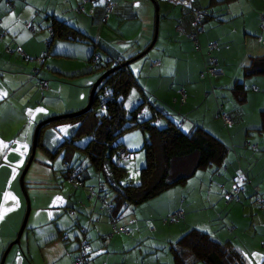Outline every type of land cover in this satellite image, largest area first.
<instances>
[{
	"label": "crops",
	"instance_id": "crops-1",
	"mask_svg": "<svg viewBox=\"0 0 264 264\" xmlns=\"http://www.w3.org/2000/svg\"><path fill=\"white\" fill-rule=\"evenodd\" d=\"M9 1L7 5L6 0H0V216L3 217L0 219V256L18 224L21 200L17 176L29 153L33 127L44 117L71 113L85 104L90 77L74 87H68L64 78L89 74L92 70H67L76 66L64 65L60 58L90 62L88 58L95 52L94 48H98L94 56L100 60L115 57L122 61L150 42L154 21V6L150 0H111L113 11L110 14L104 13L100 0L82 4L84 10L80 13L76 12L80 0ZM154 1L158 14L155 40L144 61L128 66V70L136 74L133 75L137 84L152 105L148 106L150 111H159L164 116L159 126H164L168 120L183 131H190L196 125L208 131L207 119L212 120L213 114L218 113L213 99L218 94L225 100V91H229L226 96L229 105L225 107L223 102L220 110L229 116L228 127H232L242 120L240 110L243 109L239 106L247 98L242 92L243 98L237 100L236 93L229 87L238 82L244 88L243 79L257 74L246 75L243 67L249 59L264 53V0H190L192 8L208 12L202 20L201 31L196 34L198 48L188 37L193 31L189 8L168 0ZM51 17L76 28L86 36L87 43L50 40ZM25 23H29L31 29L26 28ZM211 42L216 43L211 55L222 70L218 77L201 76L205 47ZM90 43L97 45L91 50ZM17 49L23 55L17 53ZM43 51L45 56L41 60H32ZM154 61L157 63L153 64ZM39 80L45 81L44 88L38 86ZM179 89L185 94L183 103L178 101ZM136 96L141 97L138 92ZM253 96L252 102L263 107L261 98ZM143 113L149 115L145 109ZM260 123V117L256 118L249 131L258 129ZM74 126L57 125L42 131L45 148L57 150L52 157L34 151V154L38 151L39 157L34 158L28 180L23 181L31 189L32 214L26 220L28 227H24L23 245L16 254L4 257L2 264H74L80 239L87 241L89 264H150V253L158 255L159 249L165 258L164 264H168L166 247L192 228L208 233L218 242L229 241L242 252H260L258 246L263 247L264 243V217L253 202V195L258 194L264 200V155L248 151L259 149V137L246 134L254 141L246 143L249 147L246 157L241 156L243 150L237 156L231 146L222 164L210 169L218 178L208 173L212 166L193 170L192 157L172 160L169 177L184 175L183 183L136 206L124 204L112 212L104 209L97 198V194L103 193L110 203L111 192L106 190L105 184L104 191H98V184L102 183L99 175L90 167L88 171L86 159L70 145L59 146L70 136ZM257 135L262 136L258 132ZM137 144L134 136L124 138L122 143L131 152L124 164L131 162L137 175L129 177L126 183H138V170L144 163V157L133 153ZM253 144L256 149L250 147ZM76 167L80 169L82 180L78 188L65 180L68 169ZM214 177L219 181L217 189L212 185ZM188 182L193 185V193L187 187ZM235 184L240 186L239 201L225 203L224 221L215 228L210 224L214 219L210 212L219 203V209L214 211L216 217H220L224 209L220 199ZM177 209L183 212L182 222L161 228L160 219ZM233 210L235 217L231 219ZM223 223L229 226L224 227ZM156 229L161 236L152 233ZM160 263L161 259L156 256L154 264Z\"/></svg>",
	"mask_w": 264,
	"mask_h": 264
},
{
	"label": "trees",
	"instance_id": "trees-1",
	"mask_svg": "<svg viewBox=\"0 0 264 264\" xmlns=\"http://www.w3.org/2000/svg\"><path fill=\"white\" fill-rule=\"evenodd\" d=\"M6 3L9 5L10 1L6 0ZM189 11L191 12L190 9ZM49 31L50 40L87 43L85 35L54 17L50 19ZM88 60L98 62L95 70L102 73L125 59L120 61L114 57L100 60L93 54ZM243 73L264 74V53L249 59L248 64L243 67ZM131 89L137 90L142 100L131 110H126L124 100ZM230 89L236 93L237 100L243 98L242 92H245V89L241 83H234ZM102 100L104 103L101 106ZM144 102H147L146 96L137 84L135 76L129 72L128 66L118 68L100 81L92 94L91 105L84 113L40 126L35 150L52 157L57 149L49 151L45 148L41 141L42 131L61 124L75 125L70 136L59 146L70 145L86 159L87 166L99 175L101 179L99 182L105 184L106 190L111 192L112 212H116L124 204L136 206L176 184L183 183L186 178L184 175L169 177L170 162L174 159L192 157L193 170L208 166L218 167L222 164L227 147L220 140L198 125L190 131H183L173 122L166 120L164 126H159L154 120L161 116L160 112L151 111L149 115H144L141 107ZM147 103L149 107L152 106L151 103ZM259 117L261 123L256 131L264 138V106L259 112ZM131 128H139L146 137L142 146L144 163L138 170L137 184H122L120 180L126 170L121 165V160L115 165L114 158L119 148L125 149L130 155L131 152L121 142H117V138ZM83 136H87L88 140L84 145H80L77 141ZM76 169L81 179L80 169L77 167ZM167 248L172 264H193L196 261L202 264H248L244 253L232 243L218 242L208 233L195 228L187 230Z\"/></svg>",
	"mask_w": 264,
	"mask_h": 264
},
{
	"label": "rangeland",
	"instance_id": "rangeland-1",
	"mask_svg": "<svg viewBox=\"0 0 264 264\" xmlns=\"http://www.w3.org/2000/svg\"><path fill=\"white\" fill-rule=\"evenodd\" d=\"M90 45H91L90 48L92 50V48H94V45L92 43H90ZM94 51L95 52L92 53V54L97 55L98 48H94ZM212 51H211V53L213 54ZM146 53L144 55H142L140 58H138V59L132 61L131 63H129L128 66L129 67H132L133 65H136L137 63H140L141 61H144V56L146 55ZM60 59H62L64 61V65H67V64L68 65H72V64H74L76 66V67H68L67 70H70V69H75V70H83V69L89 70L90 69V70H92L91 73H89V74L88 73L80 74V75H76L75 77H71V78H66L65 77L64 80L67 82L68 87H69V85H71V87L78 86V83L79 82H82L83 79H86V78H89V77H90V79L88 81L90 82V86H91V84L93 83V81L100 74L98 72V70H95L96 69V65L98 64V62L97 63H95L93 61L92 62H87V61L78 62L79 61L78 59L65 58V57L60 58ZM67 74H69V73H67ZM133 74L136 76L135 73H133ZM74 81H75V83H74ZM243 81H242V83L244 84L247 101L244 102V103H242L241 106H239V107H241L243 109V110H240V112L243 113L242 114L243 117L240 115V117H242L241 118L242 120L236 122L232 127H228V126H225L223 124L222 119H221V116H220L222 114V111L220 110V108H221V104L223 102L225 103V107H227L229 105V101L227 100L226 96H227V94L228 95L230 94L229 91H225V100H224V98H221L220 95H218V94L215 97V98H217V101H216L215 98L213 99V103H212L213 104V107H214L215 110L218 111V113L217 114H213L212 120H210L209 118L207 119V121H208L207 122V126H209L208 128L210 129L207 132L208 133L210 132L211 135L213 133L215 135V136L213 135L214 137H216L221 142H225V144H226L225 146L227 147V150H230L231 149V146H232L233 149H234V151H235V154L236 155L238 154V152L240 150H243V151H240L241 152V156H243V157H246L245 156V153H246L245 151H246V149H249V147L246 145V143L247 142H250V143L251 142H254L253 139H252V137H250V136H248L246 134L247 133L248 134H252L253 136L259 137L258 141H259V144L260 145H259V149H257V150L252 151V150L249 149L248 151H251L252 153H258V154L260 153V154L264 155V138L262 136H258L257 135L256 129L255 130L252 129V131H249V128L251 127V125L253 124V122H255V119L256 118L257 119L259 118V112L263 108V107H261V108L260 107H257V104H254L252 102L251 95H255L253 97H259V98H261V102L264 103V74L251 75V76L243 79ZM90 86L89 87H86L87 94L85 95L86 96L85 103L87 101V97H88V92H89ZM253 87L256 88V89L255 90L252 89ZM70 90H73V88H70ZM216 90L218 91L219 89H216ZM229 90H230V87H229ZM136 92L137 91L134 90V89H131L129 91L126 99L124 100V107H125L126 110H131L139 102H141L142 99H141V97L139 98V97L136 96ZM133 97H134V100H133ZM136 97H137V99H136ZM178 101H179V99H178ZM83 106H81L80 108H82ZM141 107H143V110L144 109L147 110L148 114L151 112L150 109H149V107H148L147 102H144ZM235 107H238V105L235 104ZM61 114H64V113H61ZM55 115H58V114H55ZM50 116H54V115H49L47 117H50ZM47 117H44L43 119H45ZM162 118H164V116H161V117L159 116V117H157L154 120V122L156 124L160 125V124H162L164 122V121H161ZM43 119H41V120H43ZM39 121H37V122H39ZM68 126H73V125H70V124H61L60 125V127H63V128L68 127ZM31 135H32V132H31ZM128 136H131V137L134 136V141L135 142H138V144L136 145V147H133L135 149V151H133V153L136 154V155H138V156H140V157H143V148H142V146H143V143H144L143 142V139L144 138L146 139L145 135L139 130V128H131V129L125 131L124 133H122L117 138V142L123 143L124 138H126ZM54 138L57 139V138H59V136H55ZM41 139H42V135H41ZM87 140H88V137L87 136H83V137H81L77 141V143L80 144V145H84ZM137 140H139V141H137ZM29 142L31 143V138L29 139ZM55 142L56 141L54 140V143ZM30 143H29V145H30ZM241 147H243V148H241ZM37 157H39L38 151L35 152L33 158H37ZM25 160H26V157L24 159V162H25ZM33 160L31 161V163H30V165H29L26 173L24 174L23 181H27L28 180V177H27L28 176V173L31 171V169L34 166V161ZM121 161H122L121 165L126 170V173H125L124 177L120 180V182H122L124 184V183H126V181L128 180L129 177H133V176L134 177L135 176L137 177V175L134 174L135 171L133 170V167L130 165L131 162L130 163L128 162V164H124V162L127 161V160L124 159V160H121ZM24 162H23V165H24ZM23 165H22V167H23ZM22 167H21V169H22ZM21 169H20V171H21ZM210 169L214 170V166L210 167L207 171H208V173H210V175L213 174L215 177L219 176V175L216 174V172L211 173V170ZM220 170H223V168L221 167ZM20 171H19V173H20ZM88 171H90V168L89 167H88ZM198 172H200V171H197V173ZM19 173H18V176H19ZM18 176H17V190H18V193L20 194V200H21V206H20V209H19V213L18 214H20V216H19L18 224H17V227L15 229L14 235L5 244L4 249H5L6 245L14 238V236L16 234V231H17V229L19 227L20 221L22 219V216H23V213H24V209H25V201H24V197H23V194L21 192V189L19 187ZM215 177L212 180V185H213V187L215 189H217L218 184H219V181ZM24 187H25V191H26V194H27V197H28V202H29V212H28V216H27V219H26V220H28V218H30V216L32 214V211H30V210H32L31 209V204H30V199L32 200V197L30 195L31 189L29 188V185L26 182H25ZM187 187H189L190 192L193 193V185H192L191 182H188L187 183ZM222 197L223 198L220 199V202H221V205L222 204L224 205V209H221V211H220L221 212L220 217L217 218L216 217V212L214 211V210H218L219 209L217 207L219 203H217V204L215 203L216 205L214 207V210H212V212H210L211 214H213L212 217L214 218L210 222V224H213L212 226H214L215 228L218 226V224H222V222L224 221L223 218L225 216V203L226 202H225L224 196H222ZM216 200L217 199H215V201ZM210 210H211V208H210ZM211 214H209V215H211ZM166 217H167V215H166ZM234 217H235V210H233V212L231 214V219L234 218ZM181 220H178V221H166V224H165V223L162 222V219H160L161 222L159 221V223L161 225V228L162 227L167 228L170 224H173V223L175 224V222L176 223L177 222L181 223L182 222ZM26 223H27V225H26ZM26 226L28 227V222H25V226L24 227H26ZM223 226L224 227L225 226H229V223H226V224L223 223ZM24 229L22 231L23 234H22V236H21V238L19 240V243L16 244V245H12L9 248V250L7 251V253L5 255V259H6L7 255L9 257V255L11 256L12 253L13 254H16L17 251L19 250L20 245H23V242H24L23 237H24V234L26 232V230H24ZM153 232L156 233V235H159V236L162 235V233H160V231L157 230V229L156 230H152V233ZM234 234H235V232L232 233L231 236H234ZM77 243H79V240H78ZM258 247L260 249V252H256L255 254L254 253L253 254H250L248 252L249 253V256H248V253L243 252L244 255L247 258L246 260H248V264H260V263H262L264 261V246L263 247L262 246H258ZM160 252H162L161 249H159V250L156 251V253L158 255H155L154 253H150V257H149L150 264H154V260H155V257L156 256H158V258L161 259L162 264H164L165 258L162 256V254ZM167 259H168V264H171V261H172L171 260V255L168 252H167ZM193 264H202V263H200L199 261H196Z\"/></svg>",
	"mask_w": 264,
	"mask_h": 264
},
{
	"label": "built area",
	"instance_id": "built-area-1",
	"mask_svg": "<svg viewBox=\"0 0 264 264\" xmlns=\"http://www.w3.org/2000/svg\"><path fill=\"white\" fill-rule=\"evenodd\" d=\"M81 3L77 6L76 8V12L80 13L83 12L84 8L82 6V4L86 3L89 0H80ZM171 3L174 4H178L180 6L183 7H188L191 10V15H192V27H193V31L191 33L188 34V37L193 41V43L195 44V48H198V46H196V34L201 31L202 29V20L203 18L207 15L206 10L201 9V8H192L191 7V3L190 0H168ZM101 2V6L103 8V11L105 14H110L113 11V3L111 0H100ZM8 3V2H7ZM26 28L31 29V25L29 23H25L24 24ZM216 47V43L215 42H211L208 43L205 47V51H206V57L204 60V67H203V71L201 73V76L206 75V76H210V77H218L222 75V70L217 67V62L216 59L211 55V51ZM17 53L23 55V53L17 49L16 50ZM45 56V52L43 51L39 56L32 58V60H36L39 61L42 59V57ZM25 59H29L28 57L24 56ZM157 63L156 61L153 62V64ZM38 86L41 88H44L46 86L45 81L44 80H39L38 81ZM253 89L255 90L256 88L253 87ZM179 93V102L183 103L184 99H185V94L183 92L182 89H179L178 91ZM104 100L101 101V106L103 105ZM221 119L224 125L229 126L231 124V119L226 116L225 114H221ZM250 147L252 149H256V144L250 145ZM130 157V153L128 151H126L123 148H119L116 152L115 158H114V164L118 165L119 161L122 159H126ZM68 174L66 177V181L67 183L74 187H81L82 183H81V179L79 178L78 174H77V169L76 168H71L68 170ZM240 190V186L239 185H233L230 189V191H227L224 193V199L226 201H239V196H238V192ZM98 191L99 192H103L104 191V184L100 183L98 184ZM97 198L101 201V204L103 206V208L106 209H110V203L107 202V199L105 197V195L103 193L101 194H97ZM253 201L255 203V205L261 209L262 213H263V217H264V200L261 196H259L258 194H254L253 195ZM183 219V212L180 209H177L175 211H173L172 213H170L169 215H167V217H164L162 219L163 223H166V221H177ZM80 230L83 231V228L80 227ZM114 230V228L112 229ZM122 230V229H121ZM126 232V231H125ZM264 246V243H263ZM87 241L85 239H80L77 249H76V253H75V258H74V264H89L88 261V255H87Z\"/></svg>",
	"mask_w": 264,
	"mask_h": 264
},
{
	"label": "water",
	"instance_id": "water-1",
	"mask_svg": "<svg viewBox=\"0 0 264 264\" xmlns=\"http://www.w3.org/2000/svg\"><path fill=\"white\" fill-rule=\"evenodd\" d=\"M150 1L153 3V6H154L153 34H152L150 42L142 50L137 52L135 55L131 56L130 58L125 59L121 63H119V64H117V65H115V66H113L111 68H108V69L104 70L102 73H100L97 76V78L93 81V83L91 84L90 89H89V93H88L87 101H86L85 105L82 108L78 109L77 111L71 112V113H64V114H58V115L47 117V118L37 122L35 124V126L33 127L29 153H28V155L26 157L24 165H23V167H22V169H21V171L19 173V176H18L19 187L21 189V192L23 194L24 201H25V209H24V213H23L22 219L20 221L19 227H18V229L16 231V234H15L14 238L6 245L5 249L1 253L0 264H2V262L4 260V257H5V255L7 253V251L9 250V248L12 245H16V244L19 243V238H20L21 233H22V231L24 229L25 222H26V219H27V216H28L29 202H28V197H27V194H26V191H25V188H24V184H23V177H24V174L26 173V171H27L32 159H33L34 151L36 149L37 133H38V130L40 129V126H42L43 124L52 122L54 120H57V119L73 117V116H77V115H80V114L84 113L86 110L89 109V107L91 105V98H92V94H93L95 88L97 87V85L100 83V81L106 75H108L110 72H112V71H114V70H116L118 68L128 66L129 63H131L132 61L140 58L142 55H144L149 50V48L152 46V44H153V42L155 40L156 30H157V18H158L157 6L155 4V1L154 0H150Z\"/></svg>",
	"mask_w": 264,
	"mask_h": 264
},
{
	"label": "snow or ice",
	"instance_id": "snow-or-ice-1",
	"mask_svg": "<svg viewBox=\"0 0 264 264\" xmlns=\"http://www.w3.org/2000/svg\"><path fill=\"white\" fill-rule=\"evenodd\" d=\"M3 217L2 216H0V219H2Z\"/></svg>",
	"mask_w": 264,
	"mask_h": 264
}]
</instances>
